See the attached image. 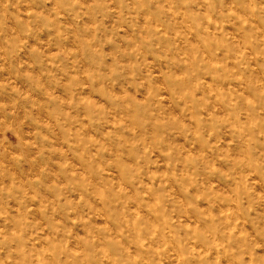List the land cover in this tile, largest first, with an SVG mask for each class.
<instances>
[{"label": "rangeland", "instance_id": "obj_1", "mask_svg": "<svg viewBox=\"0 0 264 264\" xmlns=\"http://www.w3.org/2000/svg\"><path fill=\"white\" fill-rule=\"evenodd\" d=\"M0 264H264V0H0Z\"/></svg>", "mask_w": 264, "mask_h": 264}]
</instances>
